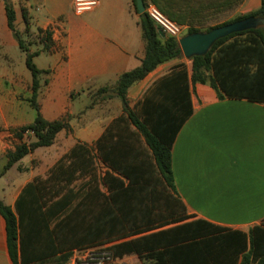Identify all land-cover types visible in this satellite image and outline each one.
Here are the masks:
<instances>
[{
	"label": "crops",
	"instance_id": "crops-1",
	"mask_svg": "<svg viewBox=\"0 0 264 264\" xmlns=\"http://www.w3.org/2000/svg\"><path fill=\"white\" fill-rule=\"evenodd\" d=\"M16 2L14 4L18 5L20 0ZM75 2L22 0L21 3L30 9V33L39 28L54 31L53 51L40 54L48 56L49 63L38 68L50 71L48 105H64L57 95L78 94L76 129L74 137L64 140V149H58L55 144L37 149L9 169H15L11 180L6 179L9 170L6 171L0 177V200L15 209L18 202L27 198L26 187L38 177L46 179L51 168L76 144L91 150L95 167L92 176L80 175L79 171L77 176H80L71 184L64 179V191L54 200L69 201L58 217L71 214V223L61 229V238L67 243L64 251L29 264L62 262L63 257L77 251L107 250L182 225H188L192 232V226L201 222L215 228L214 233L196 240L189 238L170 248L157 246L143 252L141 258L134 253L124 254L115 258V262L241 264L245 254L243 234L249 236L254 227L264 223V104L239 98L220 99L210 85L194 84L192 61L184 55L160 65L134 84L127 98L131 108L183 105V115L187 118L181 122L173 140L172 189L168 195L176 205L173 217L185 220L138 235H132L133 230H129L96 239L89 236V226L100 222L103 210L111 206L108 197L123 190L142 193L137 203V219L132 216L134 198H123L124 214L118 216L126 225L157 227L169 221L159 216L165 218L170 213L163 205L164 181L145 139L130 121L117 120L123 115V103L113 89L124 73L142 64L146 55L139 15L134 12L132 0H99L97 7L84 13L88 14L86 17L75 13ZM261 4V0H245L225 17L248 15L259 10ZM14 47L19 44L8 26L5 1L0 0V50ZM4 62V65L0 63V172L7 163L6 152L21 143L12 131L31 125L36 119V111L29 101L32 96L30 71L17 69L9 55H4ZM102 89L107 91L101 93ZM70 113L74 115L73 111ZM43 116L49 121L58 120L47 112ZM34 140L33 134L27 133L23 142ZM100 147L103 155L129 174V178L103 161ZM106 175L109 186L104 183ZM1 180H5L4 183ZM127 235L131 236L123 238ZM47 239L45 235L32 233L27 239V254L39 249L40 243ZM152 254H156L154 259ZM0 264H14L9 253L6 220L1 214Z\"/></svg>",
	"mask_w": 264,
	"mask_h": 264
},
{
	"label": "trees",
	"instance_id": "trees-1",
	"mask_svg": "<svg viewBox=\"0 0 264 264\" xmlns=\"http://www.w3.org/2000/svg\"><path fill=\"white\" fill-rule=\"evenodd\" d=\"M4 1L8 26L12 30L20 50L26 55V67L32 75V96L29 101L31 107L36 111V119L31 125L12 131L14 137L21 140V143L17 144L13 150L6 152L7 163L3 171L0 172V177L37 149L54 145L61 132L71 131V125L66 118L49 121L41 112L38 103L41 88L40 76L47 71L38 68L34 59L41 53L32 52L23 37L24 33H28L31 28L30 9L27 6L22 8L25 29L21 32L16 25L17 17L13 2L11 0ZM148 1L154 3L170 20L188 26L187 35L207 33L217 27L248 17L264 18V0H261L262 4L259 10L224 22L220 21L227 16L226 13L237 9L245 0H144L145 5L148 4ZM132 2L138 14L137 0H132ZM139 19L142 37L146 45V55L142 64L136 69L124 73L113 89L115 95L123 103V115L117 120L130 121L143 136L151 150L158 173L165 185L163 205L170 213V216L165 218L159 216V219H169V221L157 227L156 225L137 223L126 225L118 216L124 214L121 206L123 198L129 196L134 198L132 216L137 219L139 198L142 193L123 190L121 193L108 197L111 203L110 208L103 210L102 214L104 216L100 222L92 223L89 226V236L94 239L106 235L125 233L129 230H133L132 235H138L185 220L184 217H173L176 205L173 203L171 196L168 195L172 189L173 140L182 125L181 122L187 118V115H183V105H143L142 107L135 106L131 108L127 98L128 91L134 84L145 79L160 65L182 57L183 53L179 40L167 35L162 38L159 34L160 29L147 13L139 15ZM38 33L42 36L44 45L42 52H52L55 46L52 33L41 28L38 29ZM191 61L194 84L210 85L217 92L220 99L225 97L239 98L264 104V27L236 33L221 39L206 56L194 57ZM106 91L107 89L100 90L101 93ZM27 133L33 134L35 138L33 142H23ZM99 154L105 163L129 178V174L123 169L119 168V170L107 158V155H103L101 147ZM94 168V158L91 150L82 144H76L68 154L63 156L51 168L46 179L38 177L26 187L24 195L28 196L22 202H18L15 209L0 200V214L6 220L9 253L14 264H29L64 251L67 243L63 242L61 238V229L63 230L71 223L69 222L71 214L61 219H58V217L66 210L69 201L67 202L63 198L56 202L54 200L60 197L64 191V179L67 184H71L82 174H91L92 176ZM79 171L81 173L77 176ZM104 183L109 186L108 175L104 177ZM52 224L53 228L50 229ZM192 227L194 229L192 232H189L188 225L166 229L161 231L160 235L145 236L127 241L114 245L107 250L113 254L114 258L133 253L141 258L143 252L153 250L157 246L170 248V246L187 242V240H190L189 238L195 237L191 240H196V238L212 234L216 230L202 222ZM32 233L34 235L40 234L41 237L45 235L48 239L44 243H40L39 249L27 254V239L32 237ZM129 236L131 235L123 238ZM243 237V252L245 254L241 264H264V223L254 227L249 232V236L243 234ZM70 257L71 255H66L63 260L70 259ZM155 257L156 254H152L151 258L154 259Z\"/></svg>",
	"mask_w": 264,
	"mask_h": 264
},
{
	"label": "rangeland",
	"instance_id": "rangeland-1",
	"mask_svg": "<svg viewBox=\"0 0 264 264\" xmlns=\"http://www.w3.org/2000/svg\"><path fill=\"white\" fill-rule=\"evenodd\" d=\"M11 1L13 2V4H14V2H16V0H11ZM21 3H22V0H20V3H18V5L14 4V7H15V10L18 11V16H17V12H16V17L19 18V21H18V19L16 20L17 28H18V30L24 31L23 29H25V25H24L23 16H22L23 5H21ZM134 12H135V7H134ZM71 14L75 18V15H74L72 10H71ZM86 16H88V14H84L83 17H86ZM83 17L81 19H83ZM230 18L231 17H223L221 22L227 21ZM31 28H32V22H31ZM31 28H30V31H31ZM47 30L52 33V39L54 41V44H56V42L54 40V31H52L50 28H48ZM30 31L28 33L25 32L23 35L24 39L27 41L29 48L31 49L32 52L43 53L42 51L44 49V45H43L42 38H41L42 36L39 35V33H38V29L37 30L35 29L31 33H30ZM186 35H187V33L184 36H186ZM4 55H9L14 60L15 67L17 69H19V70L20 69L21 70L27 69L26 63H25L26 55L24 52H22L20 50L19 47H14V48H11L10 50H0V63L2 65H4V63H5L4 62ZM34 61H35L37 66L43 67L49 63V58H48V56L42 54V55L38 56L37 58H35ZM46 71H47L46 73H44L40 76L41 88H40V92H39L38 103L40 105V108H41V111L43 112V114L47 112L50 115H52L51 117H56L58 119L66 118L68 120V122L70 123L71 131L61 132L55 141V146L58 149L59 148L64 149V140L70 139L71 137L75 136L76 121L74 120V117L76 116L75 113H76V107H77L76 103H78V101H77L78 100V94L76 92H72V93L66 94V95H64V94L57 95V98L60 101H63L64 105H48L47 100H48L49 95L47 92V83H48V74L50 73V71L49 70H46ZM64 107H65L66 112H64ZM70 111H73L74 115L71 114ZM14 171H15V169L9 170L7 172L6 179L11 180L12 174L14 173ZM4 181L5 180H1V183H4ZM91 251H95L96 253H98L99 251H100V253L106 252L105 249H97V248H94ZM88 253H86V251H83L82 253L77 251L71 255L70 259L62 260V262L57 261V260H54V261L52 260V261L44 263V264H80V263H82L81 261L85 262L86 264L95 263L96 262L95 260L85 259V258H87ZM104 264H121V263H119V262L110 263L109 262V263H104Z\"/></svg>",
	"mask_w": 264,
	"mask_h": 264
},
{
	"label": "water",
	"instance_id": "water-1",
	"mask_svg": "<svg viewBox=\"0 0 264 264\" xmlns=\"http://www.w3.org/2000/svg\"><path fill=\"white\" fill-rule=\"evenodd\" d=\"M136 7L139 15L145 14L146 5L144 0H137ZM262 27H264L263 17H248L231 24L217 27L207 33H194L186 35L179 41V44L183 55L188 60H191L194 57L206 56L213 46L221 39L236 33L259 29ZM159 34L162 38L166 37V34L162 30H159Z\"/></svg>",
	"mask_w": 264,
	"mask_h": 264
},
{
	"label": "built area",
	"instance_id": "built-area-1",
	"mask_svg": "<svg viewBox=\"0 0 264 264\" xmlns=\"http://www.w3.org/2000/svg\"><path fill=\"white\" fill-rule=\"evenodd\" d=\"M90 3V0H79V6L83 9V11L81 12L82 15L85 12L91 11L92 9H94L95 7L98 6L99 4V0H95V3L91 5V7H88ZM77 0L74 4V10L75 13L77 14ZM145 13H147V15L149 16V18L155 23V25L162 30L167 36L175 38L177 40H181L182 37L187 33L188 31V26L186 25H181L178 24L172 20H170L166 15H164L159 8L152 2L148 3L146 5V11ZM78 15V14H77ZM92 249L89 250H85L86 253H88L87 258L88 260H95V263L92 264H104V263H114L115 262V258L113 256L112 253H110L109 251L106 250V252L100 253V251L98 253H96L95 251H91ZM79 252H83V251H79ZM82 263L80 264H86L85 262L81 261Z\"/></svg>",
	"mask_w": 264,
	"mask_h": 264
},
{
	"label": "clouds",
	"instance_id": "clouds-1",
	"mask_svg": "<svg viewBox=\"0 0 264 264\" xmlns=\"http://www.w3.org/2000/svg\"><path fill=\"white\" fill-rule=\"evenodd\" d=\"M95 3V0H90V3L88 5V7H91L92 4ZM77 14H81V12L83 11V9L79 6V0H77Z\"/></svg>",
	"mask_w": 264,
	"mask_h": 264
}]
</instances>
